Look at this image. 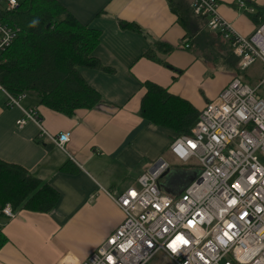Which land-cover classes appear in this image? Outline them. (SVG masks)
<instances>
[{
	"label": "crops",
	"instance_id": "1",
	"mask_svg": "<svg viewBox=\"0 0 264 264\" xmlns=\"http://www.w3.org/2000/svg\"><path fill=\"white\" fill-rule=\"evenodd\" d=\"M247 1L264 7V0ZM217 2L219 14L238 34L253 41L259 33L236 7L237 0ZM60 3L78 22L101 32L93 56L110 72L81 68L80 73L103 103L69 118L40 105L35 95L22 100L23 108L37 111L50 135L71 134L63 151L41 137L35 123L19 128L16 122L22 111L7 107L0 91V160L23 167L60 194L57 206L48 214L23 210L13 219L0 216V231L9 240L0 250V264H81L122 224L125 215L113 198L137 187L143 173L170 155L168 147L176 137L141 117L144 83L168 89L201 112L236 77L184 48L185 31L169 0ZM124 23L140 30L123 29ZM157 42L175 48L163 57L168 67L145 56ZM164 178L165 194L182 192L174 179L165 184Z\"/></svg>",
	"mask_w": 264,
	"mask_h": 264
},
{
	"label": "built area",
	"instance_id": "2",
	"mask_svg": "<svg viewBox=\"0 0 264 264\" xmlns=\"http://www.w3.org/2000/svg\"><path fill=\"white\" fill-rule=\"evenodd\" d=\"M237 3L249 10L245 1ZM19 5L20 0H0V54L18 36L2 15ZM218 5L217 0H191L194 15L206 17L208 28L231 42L239 70L257 61L264 64V51L236 32ZM258 33L264 37V24ZM263 85L264 80L252 87L236 77L208 102L191 133L176 136L168 147L178 164L196 167L198 174L180 194H165L161 180L172 165L157 160L138 178L137 187L113 198L125 219L81 264H151L160 257V264H264ZM0 90L7 107L22 111L19 128L33 122L41 137L65 151L70 133L50 135L37 111L22 107L25 95ZM3 214L16 216L10 206Z\"/></svg>",
	"mask_w": 264,
	"mask_h": 264
},
{
	"label": "trees",
	"instance_id": "3",
	"mask_svg": "<svg viewBox=\"0 0 264 264\" xmlns=\"http://www.w3.org/2000/svg\"><path fill=\"white\" fill-rule=\"evenodd\" d=\"M243 1L249 10L240 8L238 3L236 7L249 17L258 31L264 24V7ZM190 4L189 0H169L171 10L185 31L188 50L215 69H225L240 78L241 70L231 42L211 31L206 17L195 16ZM2 20L18 30L13 45L0 54L2 89L14 97L35 95L40 105L69 118L79 110H93L103 103L102 96L80 73L81 68L110 72L93 56L101 32L78 22L60 0H20L19 7L5 12ZM122 26L127 30H140L130 23ZM174 50L167 43L157 42L145 56L168 67L163 57ZM144 87L143 120L175 136L190 134L200 112L166 88L151 82L144 83ZM66 169L63 171L67 172ZM59 198L57 190L31 176L23 167L0 160V216H4L6 206L15 213L25 210L48 214L55 209ZM8 242L0 231V250Z\"/></svg>",
	"mask_w": 264,
	"mask_h": 264
},
{
	"label": "rangeland",
	"instance_id": "4",
	"mask_svg": "<svg viewBox=\"0 0 264 264\" xmlns=\"http://www.w3.org/2000/svg\"><path fill=\"white\" fill-rule=\"evenodd\" d=\"M254 39H256L255 41L264 47V37L261 34H257L253 38V41ZM239 77L245 83L251 85L252 87L260 86L261 82L264 80V64L261 61H257L246 71H241ZM259 93L262 97H264V85L260 87ZM164 159L172 165V168L163 179V182L167 184L171 181V179H174V181L177 183V190H179L180 188L183 189L198 174V170L196 167L192 168L188 165L182 166L178 164L171 155L165 156ZM160 262L161 257L157 260H154L151 264H160Z\"/></svg>",
	"mask_w": 264,
	"mask_h": 264
},
{
	"label": "snow or ice",
	"instance_id": "5",
	"mask_svg": "<svg viewBox=\"0 0 264 264\" xmlns=\"http://www.w3.org/2000/svg\"><path fill=\"white\" fill-rule=\"evenodd\" d=\"M193 147H195V145H192ZM187 241H185V243H186Z\"/></svg>",
	"mask_w": 264,
	"mask_h": 264
}]
</instances>
